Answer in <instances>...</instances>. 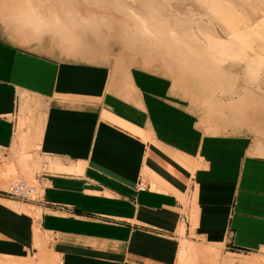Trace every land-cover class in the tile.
Listing matches in <instances>:
<instances>
[{"label":"crops","instance_id":"crops-1","mask_svg":"<svg viewBox=\"0 0 264 264\" xmlns=\"http://www.w3.org/2000/svg\"><path fill=\"white\" fill-rule=\"evenodd\" d=\"M48 40L0 32V190L17 160L41 189L35 217L0 193V248L36 228L62 264H173L182 241L264 256V120Z\"/></svg>","mask_w":264,"mask_h":264},{"label":"bare ground","instance_id":"bare-ground-1","mask_svg":"<svg viewBox=\"0 0 264 264\" xmlns=\"http://www.w3.org/2000/svg\"><path fill=\"white\" fill-rule=\"evenodd\" d=\"M80 1L83 3L81 6L78 4V9L75 0H0V16L32 39L44 34V30L58 35L60 46L65 50L69 47L82 49L83 40L79 32L82 21H86L84 24L90 32L97 30V33L95 26L103 25L107 29L118 26L122 41L128 48L148 47L152 55L161 56L171 64V71L175 70L179 79L186 80V85L180 82L181 89L185 91L190 84L198 90L193 92L201 96L208 87L211 90L224 89L219 82L215 84L221 75L215 65V54L226 50L225 43L220 41L221 35L227 36L230 44L238 50H254L259 63H264L261 34L246 26L245 20L237 14L225 10L220 0H134L135 7L122 0H102L90 3L88 8L86 0ZM93 5L101 10L112 9L123 20L108 13L97 14ZM161 7L168 8V12L163 9V13L159 9ZM3 8L11 9L10 14H5ZM77 10H83L80 14L85 17L78 20ZM207 77L213 82L205 88ZM248 90L243 94L255 104L256 96ZM231 91L232 85L226 87L225 92ZM23 124L21 119L19 127Z\"/></svg>","mask_w":264,"mask_h":264},{"label":"rangeland","instance_id":"rangeland-1","mask_svg":"<svg viewBox=\"0 0 264 264\" xmlns=\"http://www.w3.org/2000/svg\"><path fill=\"white\" fill-rule=\"evenodd\" d=\"M86 1L87 2L85 6H87L88 8L90 6V3L92 5V3L102 0H90L91 2L88 0ZM122 1L132 7L136 6V2L134 0ZM220 1L221 5H223L222 7L225 8V10L235 13L239 17L243 18L245 20L246 26L255 28L254 30L256 32L258 31V33L261 34L264 42V0ZM75 3L77 4L76 7H78L79 9L78 4L83 2L80 0H75ZM93 6L92 8L94 9V12L96 11L97 14L108 13L109 15L111 14L117 17L118 19H122V16L112 9L101 10L100 8L97 9L95 8V6ZM159 9H162V12L163 9L168 12V8L166 7H161ZM2 10L5 14H10L11 12V9L8 8H3ZM77 11L78 20L85 17L84 15H81L83 13L80 14V12H83V10ZM85 22L86 21H82L79 29L80 35L83 40L82 49L78 50L73 47H69L66 50L63 49L66 52L72 50L73 57L87 58V53L84 49H86L88 52L90 49L92 51L90 53V57L93 58L94 61L101 60L107 62L109 65H111V68H113V66H125V69H130L131 71L139 70L147 74H162L168 77L171 82L170 85L173 88H177L178 90L181 89L180 82L186 85V80L179 79L178 74L177 72H175V70L174 72L171 71V64H169L161 56L152 55L148 47L135 46L131 49L128 48L127 45L122 41L120 27L112 26L111 29H107L103 25H98L94 28L98 29L97 33V30H94L95 32H90L89 29L85 26ZM0 32L8 40L19 44L35 42L37 40L36 38H39L38 36L33 39L29 38L25 32L17 31L15 27L11 25V23H7L6 20H4L1 16ZM43 32H45V35L42 33L45 36V39H49L52 46L56 47L60 53L67 55V53L65 51H62L61 49L62 47L60 46L61 44L58 35H54L51 32L48 33V31L45 30ZM42 34L39 36H42ZM221 37L222 39L220 41L225 43L224 46L226 50L221 53L217 52L215 54V65L217 66V68H219V74H221L220 76H218L219 78L215 80V84L216 82H219L224 86L225 90L217 88H215L216 90H211V88L208 87L209 89H207L206 92H204L203 96H201L202 94L199 95L194 93L195 91H198L196 88H194L190 84H187L188 89H185V91L184 89H181V91L187 94V97L190 103L193 104V106H195L198 100L199 102L205 103L206 105L210 106L213 104H215V106L219 105L218 109H228L231 112L230 117L238 122H253L257 119L264 120V108L261 107L264 106V63H259V61L255 57L256 52L254 50L246 49V51L243 52L242 50H238L235 45L230 44V40L227 36L221 35ZM78 53H80V55H78ZM189 81L193 82L192 80ZM211 81L213 82V80H209V78L207 77L203 86H211ZM229 85H232V91L228 93L225 91L226 87H228ZM245 90H248L249 92L254 94V96H256L255 104L251 103V100H249V98H246L245 94H243ZM201 97L203 98V100H201ZM240 98H243V101H241ZM233 107H235L236 109H233ZM208 108L215 109L213 107ZM221 114H219L220 117L222 116ZM22 116V114L19 115L20 118ZM27 150H29V148L23 149L21 154L22 156H25L26 161H29L30 154L27 153ZM17 162L19 163L18 169H8L5 174H2V178L5 184L2 186L3 188L0 190V193L2 192V190H4L8 182L16 178L36 182L33 175L37 169H33L32 172L26 171L23 167H20L19 160H17ZM4 197L11 200L10 203L14 210L18 212L28 213L32 217L38 216V213L35 212L34 208L31 206V203H34V201L16 200L6 195ZM34 234L35 241L34 249L32 251L10 249L5 250L3 248H0V264H62L59 256L54 253L50 247L51 238L46 236L45 234H39L36 228H34ZM195 248L204 249L198 251ZM173 264H264V256L249 255L246 253H235L231 252L228 249H222L219 246H213L209 244H198L190 242V244L185 245V241L184 243L182 241L179 246L178 255Z\"/></svg>","mask_w":264,"mask_h":264},{"label":"built area","instance_id":"built-area-1","mask_svg":"<svg viewBox=\"0 0 264 264\" xmlns=\"http://www.w3.org/2000/svg\"><path fill=\"white\" fill-rule=\"evenodd\" d=\"M139 189H143L144 185H139ZM2 193L16 200L37 201L41 195V189L37 182L26 181L16 178L6 185Z\"/></svg>","mask_w":264,"mask_h":264}]
</instances>
